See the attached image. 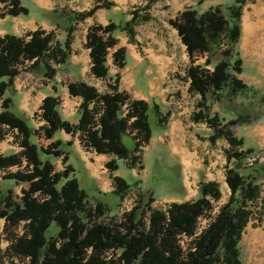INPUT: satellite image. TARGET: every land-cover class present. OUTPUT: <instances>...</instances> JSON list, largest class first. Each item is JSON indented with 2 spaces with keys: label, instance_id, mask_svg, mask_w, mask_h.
Segmentation results:
<instances>
[{
  "label": "trees",
  "instance_id": "1",
  "mask_svg": "<svg viewBox=\"0 0 264 264\" xmlns=\"http://www.w3.org/2000/svg\"><path fill=\"white\" fill-rule=\"evenodd\" d=\"M192 1L201 3V0ZM0 3L4 7L3 14H27V9L18 0H0ZM245 3L246 0H232L223 10L220 5H214L201 12L190 6L175 18L167 20L176 30L189 58L186 69L188 91L199 95L197 109L191 113V119L203 121L210 127L208 138L211 142L223 137L229 145L226 161L230 164L226 165L224 172V181L229 189L228 199L220 206L204 233L194 241L193 250L185 254H181L176 235L192 232L196 217L210 206L207 197L213 200L219 198L214 181L201 182L196 199L171 202L165 212L150 208L154 191L151 187L148 186L151 194L144 201V191L137 189L136 195L141 205L126 214L129 224L125 227L108 226L96 219L102 211L108 210L109 205L113 210L118 208L122 197L132 186L131 181L114 176V188L110 193L96 194L93 190L92 194H87L79 187V181L74 176L69 177L72 171L70 165L62 171H55L50 161L39 159V153L51 155L54 159L62 155L66 159L67 153L63 147L69 143L60 147L61 141L57 139L44 148L40 147L31 141L34 129L28 123L29 118L11 107L15 102L13 79L22 70L19 67L21 62H28L24 67L26 70L37 71L42 77L51 80L55 74L52 64H62L69 55L71 32L75 24L92 15L96 9L108 8L112 3L96 0L87 11H55L56 25L65 31L62 41H53L51 33L39 29L31 32L27 39L14 35L0 36V140L3 126L14 129L21 148L17 153L0 154V168L19 164L20 159L25 161L24 169L4 174L2 179L28 184L18 201L10 190L4 193L0 191V218L10 224L25 221L24 233L9 245V249L23 258L21 264H132L134 261L136 264H241L237 244L243 228L250 217L261 215V211L256 213V200L259 198V181L264 180V147L257 150L241 148L242 139H236L227 127L254 122L259 117L258 111L256 107L243 103L241 113H234L233 117L230 116L221 124L217 114H208L207 101L209 97L214 101L229 102L236 94L252 90L237 77L242 64L237 42L240 37L241 9ZM129 14V20L120 23L109 21L104 26L94 24L87 28L84 45L89 49V72L92 76H107L106 56L110 50L115 66H124L125 52L122 47H116L113 32L122 30L132 40L136 16ZM142 19L148 17L143 16ZM198 55L204 56L202 64H194V58ZM108 88L109 92L99 93L81 80L67 84L68 94L81 99L75 124L68 123L60 116L58 98L46 95L38 107L44 121L42 135L50 139L58 130L70 134L78 132L83 144L95 153L128 160L129 167H134L137 160L134 154L138 145L147 144L152 134L148 124L149 113L155 118L158 132L165 128L167 113H160L155 104L129 99L115 85H108ZM258 101L264 104V93L259 95ZM89 103H93L92 107H89ZM124 103L127 112L123 115L121 106ZM98 109L101 111L98 128H94L91 126L93 113ZM129 118L133 119L127 123ZM126 130H135L134 138L138 139L131 152L126 151L119 141L120 134ZM116 159L105 162L104 167L115 170ZM246 161L249 163L246 164ZM139 207L141 212L142 208L150 210L148 228L132 233L131 223L134 221L135 209ZM51 223L57 226V231L55 237L46 238L44 232ZM109 248L119 250V254L104 260L101 254Z\"/></svg>",
  "mask_w": 264,
  "mask_h": 264
},
{
  "label": "crops",
  "instance_id": "2",
  "mask_svg": "<svg viewBox=\"0 0 264 264\" xmlns=\"http://www.w3.org/2000/svg\"><path fill=\"white\" fill-rule=\"evenodd\" d=\"M18 1L21 6L27 9V14L15 16L4 14L0 16V36L14 35L25 38L31 32L39 29L44 31V33H51L53 41H62L65 37V31L56 25L57 17L54 12L61 9H70L74 12L87 11L96 0ZM100 1L111 2L113 5L108 8H98L92 15L75 24L71 32L69 55L62 64L52 66L55 69V74L51 80L46 78L44 83H35V86L27 85V87H24L22 82L15 83L17 78H14L15 104L17 109L21 113L23 112L26 117L28 116V106L32 100L34 106H39L42 98L46 95H52L58 98L60 116L68 123L75 124L78 119L76 110L81 99L78 96L68 94L67 84L75 80H81L87 85L93 86L97 92H101L98 84H100L99 80L103 78H96L89 72V49L84 45L87 28L94 24L104 26L109 21L120 23L122 20H129L130 14L126 13V10L132 1L135 0ZM170 1L172 3L176 2L175 0ZM167 4H169L167 0H164L163 4L161 3V5ZM175 5L181 12L186 8V0H182L180 4ZM156 6L158 5H152V7ZM152 11L149 13V20L142 23L139 22L133 26L134 41L125 45V58L129 59V63L126 61L124 73H119L116 84L117 90L125 92L129 99H141L148 104H155L158 106L160 113H167L165 128L160 132L157 131L156 134H151L148 144L154 138L153 136H157L155 141L159 145L164 144L162 136H166L168 140L170 139V141L165 140V143L172 157L175 156L174 158L179 163L184 177L191 178L192 182L195 180L198 183L197 172L199 163L194 161V157H196L195 150L189 152L185 146L181 147L184 145V140H188V138H190L188 141L192 143L190 147L199 146V141L193 135L197 133L195 125H201L200 123H194L191 119V113L195 109L198 96L187 90L188 78L186 69L188 67V55L176 30L168 24L167 20L169 17H165V12ZM155 13L160 14V18L155 17ZM154 23H158V26ZM152 24L155 25L154 28L151 27ZM127 45L129 48H127ZM60 73L66 76V79L61 77ZM85 73L90 74L89 78L83 77ZM109 91L105 90L101 93ZM175 92L177 93L175 94ZM253 130V134L257 138L256 143L258 146L264 147V124L254 126ZM57 132L58 135H56ZM57 132L47 142L59 139L61 141L60 147H63L64 143H69V145L65 144L63 147L64 151L68 154L67 149L71 148L78 154L84 169L88 172V176L93 179L94 192L96 194L110 193L114 186L108 188L107 185L105 186L106 182L104 181H101L100 186H105V189L99 190L95 186L100 178L99 173L106 174L108 170L104 167L105 162L116 158L111 155L97 154L94 151L87 152V156L91 157H86L79 149L75 133H65L63 130H58ZM205 145L204 142L202 145L203 149ZM67 154L66 159H68ZM60 158H62V155L51 162L55 171L59 170L57 163ZM115 161L117 163L118 159ZM68 164L72 169V176L75 177V169L70 162ZM117 170L118 167L113 171L109 170L110 172L107 175L109 183L113 184L112 178L114 176L122 177ZM130 170L131 175L135 176L133 168ZM148 170L149 167L145 169L144 179H140L143 183L148 176ZM204 175L206 178L203 181H215L214 178L209 176L208 172L204 173ZM241 243L250 250V259L244 261L240 257L241 264H264V213L256 216V218H249L241 233L238 246Z\"/></svg>",
  "mask_w": 264,
  "mask_h": 264
},
{
  "label": "rangeland",
  "instance_id": "3",
  "mask_svg": "<svg viewBox=\"0 0 264 264\" xmlns=\"http://www.w3.org/2000/svg\"><path fill=\"white\" fill-rule=\"evenodd\" d=\"M169 4L161 5L164 3V0H135L132 1L129 8L126 10V13H133L136 18L134 21V25L137 23H142L150 19V11L155 10L157 11H164L165 17L175 18L176 15L179 13L177 9V5L180 4L182 0H175L176 2L172 3L170 0ZM232 0H201L200 4H195V1L186 0V8L194 7L197 12H201L208 8L209 6L220 5L221 9L223 10L224 7L231 3ZM111 3V2H108ZM113 5V4H112ZM152 5H158L156 7H152ZM2 5L0 4V16L4 15L3 10H1ZM184 8V9H186ZM4 9V7H3ZM183 9V10H184ZM157 11V12H158ZM155 17L160 18V14L155 13ZM131 16V15H130ZM146 16L148 19L143 20L142 17ZM158 26V23H154ZM152 24L151 27H155ZM133 30V27H132ZM134 34V33H133ZM114 37L116 38V47H122L125 52V45L129 44L134 41L133 36L132 40L128 38L126 33L122 30H115L113 32ZM26 38V37H25ZM24 38V39H25ZM127 48L128 45H127ZM237 50L239 52L242 64H241V73L237 75V77L244 82L246 85L250 86L252 90L247 92H240L234 96V98L226 102L224 100L221 101H214L208 97L207 106H208V114L212 115L213 113L217 114L218 119L221 120V124L225 122V120L229 119L230 116H234L237 113H241V107H243V103L249 104L251 106L256 107V111H258V119L249 124H236L232 126H228L227 128L231 131L232 135L238 139H242V144L240 145L241 148H252V149H259L261 148L256 143L257 138L254 136L253 127L256 125L264 124V104L262 105L258 101V97L260 94L264 93V0H246V3L243 5L241 9V17H240V37L237 42ZM111 50L108 52L106 56V66L108 70V74L103 79L99 80L100 84L99 88L100 91L103 92L108 89V85H115L117 84V80L119 77V73L123 74L124 66L118 68L112 62L110 56ZM129 63V59L125 58V64ZM204 61L203 55H198L194 58V64H202ZM22 65L19 67L22 70L16 76L15 83L22 82L24 87L27 85H34L35 83H44L45 77L39 75L37 71H28L24 67L27 66V61H22ZM124 64V65H125ZM57 65V64H52ZM188 65H189V58H188ZM206 68H210L206 66ZM61 77L63 76L62 73L59 74ZM88 73L83 75L84 78H89ZM116 78V81L114 80ZM66 79V78H65ZM14 80V79H13ZM108 81V82H107ZM22 85V86H23ZM21 86V87H22ZM105 86V87H103ZM117 87V86H116ZM188 90V86H187ZM100 92V93H101ZM189 92V91H188ZM177 92H175L176 94ZM192 93V92H190ZM194 94V93H192ZM196 96L199 95L195 93ZM225 95V94H224ZM131 99V98H130ZM13 109L20 112L17 109L15 102H13L12 106ZM39 106L33 105V100L29 104L27 118H29L28 123L32 125L34 129V136H32L31 141L35 142L40 147H46L48 145L45 138H41V127H40V119L38 118V108ZM196 104L195 109L196 110ZM21 113V112H20ZM235 113V114H234ZM256 113V112H255ZM254 114V111L252 115ZM252 115L250 117H252ZM167 119V117H166ZM259 121V122H258ZM27 122V121H26ZM194 123H200L201 125H195L196 129L193 136L196 140L199 141V146L190 147L192 143L188 140H184V146L187 148L189 152L195 150L194 161L199 163V170L197 172L198 175V183L194 180L192 182L191 178H185L183 173L180 170V165L177 162L176 158L172 157V154L169 152V148L165 143L166 141H170L166 138V136H162L164 140L163 145H159L156 143V137L150 141V143L144 146L137 147V151L135 152V156L137 157L136 164L134 167H129L128 160H118L117 167L118 173L130 184L132 185L131 188L127 190L125 195L122 197L119 206L124 209H129L126 213H120L119 206L116 210L112 209V206L109 205L108 210L102 211V214L98 216L96 221H100L108 226H116L125 227L129 223L126 221V217L128 213H130L135 206L141 205L138 203V196L136 195V190L141 189L143 190L142 201L145 200L147 195L151 194L150 188L153 191V201L150 204V208L152 210H159L165 212L167 210L169 204L171 202H183V201H193L198 197V188L201 182L205 180L206 172H208L210 177L214 178V181L217 184L219 190V198L216 200H210L207 197L209 205L216 206L219 204L220 206L225 203L229 196V189L224 181V172L226 165V151L229 149V145L225 138L219 137L216 138L213 142H211L208 138L210 131V127L203 122V121H193ZM257 122V123H256ZM148 124L152 131V134H156V121L153 117V114L150 112L148 115ZM2 138L0 140V154H8L13 153L16 150V141L17 136H15L10 130L2 127ZM128 132V131H127ZM58 135V132L56 133ZM77 140L80 138L77 137ZM207 141V142H206ZM205 142V147L203 149L202 145ZM79 149L86 157L87 152L90 153V150H86L84 146L78 143ZM236 148H239L236 146ZM68 150V159L60 158L57 163V167H59L58 171H62L63 168L68 164L71 163L73 168L75 169V177L79 181V187L86 191L87 194H92L93 192V179L88 176L87 170L84 169L83 163L79 158L78 154L74 152L71 148ZM209 150V151H207ZM207 151V152H206ZM15 153V152H14ZM39 159L41 161L48 160L50 162L54 161L53 156L39 153ZM262 160V158H260ZM259 159V160H260ZM249 163L246 161V164ZM148 170V176L145 178L146 184L140 179H144L145 169ZM131 168L135 172V176L131 175ZM21 169H24L21 168ZM110 171L107 170L106 174L102 172L99 173V182L97 181L95 188L97 189H105L106 185L108 188L113 187L114 183H109L108 180V173ZM72 176V171L69 173V177ZM132 176V177H131ZM132 179V180H131ZM101 181L106 182L105 186H100ZM187 181V182H186ZM60 181L57 184V187L61 184ZM145 183V182H144ZM144 185V186H143ZM28 184L26 182L15 181L13 179H2L0 177V191L6 192L7 190L11 191V194L15 200H19V197L22 194V191L26 190ZM143 186V188H142ZM149 186V187H148ZM104 187V188H103ZM90 200V197H89ZM212 201V202H210ZM93 204L92 201H90ZM89 202V204H90ZM258 211H261V214L264 213V180L259 181V198L256 200ZM90 204V205H91ZM209 206V207H210ZM144 207V206H143ZM218 208V210H219ZM136 208L134 214V221L131 223L133 228L131 229L132 233L136 231H146L148 228V216L150 214V210L146 208ZM218 213V212H217ZM217 215V214H215ZM258 216V215H257ZM256 218V217H254ZM25 221H18L15 224L6 223L4 218H0V264H9L10 262L14 264H21L23 262V258L20 255L14 253L11 249H9V245L11 242L15 240V238L19 235H22L25 231ZM123 228H120L122 230ZM57 231V226L54 223H51L48 229L44 232V236L47 238L55 237V233ZM241 237V236H240ZM189 243L183 241L182 244L185 247V250L188 248ZM237 248L239 251V257H242L243 260H249L250 258V250L244 247L241 244H237ZM88 254V252H86ZM132 264H136L134 261ZM220 264V263H216Z\"/></svg>",
  "mask_w": 264,
  "mask_h": 264
},
{
  "label": "built area",
  "instance_id": "4",
  "mask_svg": "<svg viewBox=\"0 0 264 264\" xmlns=\"http://www.w3.org/2000/svg\"><path fill=\"white\" fill-rule=\"evenodd\" d=\"M92 104L93 103H90V107H92ZM100 112L101 111L98 109L97 111H95L93 113V120H92L91 126L94 128H96V127L98 128L97 122H98V117L100 115ZM122 112H123L122 113L123 115L127 112L125 105L122 108ZM131 120H132V118L129 119V121H131ZM10 131L16 134V131L14 129H11ZM132 134H135V131H133ZM19 149H20V147H18L16 145V151ZM24 165H25V161H24V159H21L19 164L11 165V166H8L5 168H0V175H3V174L8 173V172H14L16 170H20L21 168L24 167ZM34 195H36V194H34ZM210 202H212V201H210ZM218 208H219V204H217L216 206L211 205V207L209 209H206L201 214H199L196 217L193 230L190 234L180 232L176 235V239H177L176 242L180 248L181 254H185L187 251L193 250L194 241L208 228L210 223L214 220V218L216 216L215 214H217V212H218ZM129 209H130V207H129ZM129 209L128 208L127 209L121 208V206L119 207L120 213H123V214L128 212ZM183 241H186V243L190 242L189 246L186 250H185L184 245L182 244ZM101 255H102V258L104 260H108V259H111V258L118 256V253L115 249L109 248V249L103 251V253Z\"/></svg>",
  "mask_w": 264,
  "mask_h": 264
},
{
  "label": "water",
  "instance_id": "5",
  "mask_svg": "<svg viewBox=\"0 0 264 264\" xmlns=\"http://www.w3.org/2000/svg\"><path fill=\"white\" fill-rule=\"evenodd\" d=\"M119 141L128 152H131L135 147L133 138L125 132L120 134Z\"/></svg>",
  "mask_w": 264,
  "mask_h": 264
}]
</instances>
